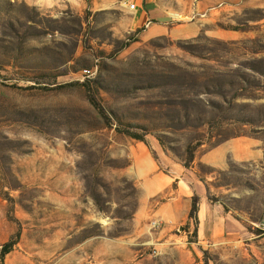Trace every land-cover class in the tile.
I'll use <instances>...</instances> for the list:
<instances>
[{
  "label": "rangeland",
  "instance_id": "1",
  "mask_svg": "<svg viewBox=\"0 0 264 264\" xmlns=\"http://www.w3.org/2000/svg\"><path fill=\"white\" fill-rule=\"evenodd\" d=\"M154 1L130 32L138 0H0V264H264V0ZM238 138L207 187L244 228L155 227V176Z\"/></svg>",
  "mask_w": 264,
  "mask_h": 264
},
{
  "label": "crops",
  "instance_id": "2",
  "mask_svg": "<svg viewBox=\"0 0 264 264\" xmlns=\"http://www.w3.org/2000/svg\"><path fill=\"white\" fill-rule=\"evenodd\" d=\"M124 4L128 13V2ZM158 17L162 19L163 12L154 0H138L135 15L128 19L124 25L128 31L134 32L149 27L154 20H158ZM260 153L256 141L247 138L234 139L210 150L199 160L214 169V177L212 173L207 183L196 171L195 162L189 167L178 162H171L170 174L158 173L152 183L154 187L150 189V195L167 192L169 197L154 214L157 222L161 220V222L168 223L165 232L171 231L174 227L181 229L182 225L190 221L192 197L197 195L199 200L198 239L204 244H220L230 239L228 236L234 235L231 232L244 228V222L239 219L233 220L234 211L229 209L225 203H215L209 199L207 184L217 181L218 173L229 174L234 163L256 161L260 158ZM174 185L176 187H172Z\"/></svg>",
  "mask_w": 264,
  "mask_h": 264
},
{
  "label": "trees",
  "instance_id": "3",
  "mask_svg": "<svg viewBox=\"0 0 264 264\" xmlns=\"http://www.w3.org/2000/svg\"><path fill=\"white\" fill-rule=\"evenodd\" d=\"M139 139V138H138ZM142 140V138H141ZM144 141V140H142ZM194 158H191L190 162L184 164L186 167H189L190 166V163L193 161ZM197 198L194 200V203H193V207H192V211L190 213V218L191 219H194L196 220V225L198 224V218H196V213L198 212V203H197ZM11 248H12V245L11 244H7L4 246L3 248V251L1 253V259H3L7 254H9L11 252Z\"/></svg>",
  "mask_w": 264,
  "mask_h": 264
},
{
  "label": "built area",
  "instance_id": "4",
  "mask_svg": "<svg viewBox=\"0 0 264 264\" xmlns=\"http://www.w3.org/2000/svg\"><path fill=\"white\" fill-rule=\"evenodd\" d=\"M128 6H134L135 10L137 9V4L136 3H128ZM94 72L93 70H90L89 72H83L84 77H91L93 76ZM158 225V222H154V226L156 227Z\"/></svg>",
  "mask_w": 264,
  "mask_h": 264
},
{
  "label": "bare ground",
  "instance_id": "5",
  "mask_svg": "<svg viewBox=\"0 0 264 264\" xmlns=\"http://www.w3.org/2000/svg\"><path fill=\"white\" fill-rule=\"evenodd\" d=\"M85 72H89V71H85Z\"/></svg>",
  "mask_w": 264,
  "mask_h": 264
}]
</instances>
